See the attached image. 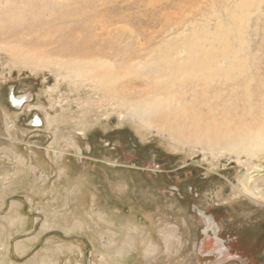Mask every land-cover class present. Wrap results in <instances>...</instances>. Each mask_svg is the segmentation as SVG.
I'll list each match as a JSON object with an SVG mask.
<instances>
[{
	"label": "rangeland",
	"instance_id": "obj_1",
	"mask_svg": "<svg viewBox=\"0 0 264 264\" xmlns=\"http://www.w3.org/2000/svg\"><path fill=\"white\" fill-rule=\"evenodd\" d=\"M239 2L0 3L24 20L12 31L5 22L0 27V216L21 203L18 220L30 219V228L0 232L7 245L0 247V264H250L247 243L227 241L243 228H222L220 218L264 223V203L241 194L248 168L264 167V151L222 153L216 143L215 155L206 144L256 135L264 122V5L260 16L250 11L244 27L250 48L239 53L250 58L252 113L248 81L201 82L184 91L135 88L152 78H130L127 61L128 54L142 52L146 61L154 49L165 51L183 30L215 31L219 18L240 49L238 26L228 16ZM156 96L167 111L151 118L141 102ZM13 97L23 99L19 107ZM173 127L202 142L185 141ZM253 186L264 191V178ZM256 229L262 244L251 264H264V230ZM152 244L157 253H147Z\"/></svg>",
	"mask_w": 264,
	"mask_h": 264
},
{
	"label": "bare ground",
	"instance_id": "obj_2",
	"mask_svg": "<svg viewBox=\"0 0 264 264\" xmlns=\"http://www.w3.org/2000/svg\"><path fill=\"white\" fill-rule=\"evenodd\" d=\"M3 1L1 0L0 3H3ZM262 5H264V0H240L239 4L236 5V10H228V16L232 21L235 20L237 24L236 26H238V33L236 34L238 36L237 38H235V40L237 39V42L240 45V49H236L233 47V45L231 44V41H233L231 39L232 37L230 38V35L233 31L232 29H227L225 26L226 23L224 25L221 18H219L215 31L211 30L210 25H208L207 28L204 29L203 32H201V35L200 33L198 34V32H196L197 30L193 31L190 34H187L185 30L178 33L174 39L172 38L167 41L165 45V51L160 53L157 52V50L155 49V52L154 50L152 51V53L154 52L159 54L158 56H155L156 58H154V53L152 54L150 52L147 53V55L145 54L146 58H148L146 61H143L144 54H142V52L133 53V55L128 54L130 57L127 59V61L128 63H130L131 66V75H129L130 78L137 80L138 78H146L148 76L152 78L150 79V81L146 80L145 82H139L137 84L134 83L132 87L136 88L152 84L153 86L158 87V89H160V87H163L167 91L176 90L178 88L184 91V88L186 86L194 84L198 85L201 82L205 83V85H213L216 84L215 82H217V84L220 82L229 85L237 81L245 80V82L247 83V79L250 77L251 74V69L249 67L250 58L248 54L240 56L239 53L242 54L243 50L250 48V43L247 41L248 39L246 40L247 37L245 34L247 28L244 29V27L248 24V16L251 14L250 11L254 10L255 14L260 16V14H262ZM237 10L241 11V15L237 13ZM15 12L14 9H12L11 11L10 9H5L4 11L0 8L1 28H3L4 22L6 24L4 28L8 26L10 27L11 31L13 28H15L14 24H23L22 22L24 20H20L21 15L19 13L15 15ZM173 30L175 29L173 28ZM236 35L234 37H236ZM205 43H207L206 45L208 46L205 47ZM250 79L252 78L250 77ZM250 79L248 81V84L246 85V90L248 95V104L250 106L248 111L249 113H252L253 106L251 103L253 95L250 89L252 83ZM126 81L128 82V80ZM123 89H127V85H123L122 90ZM144 95L145 92H138L137 97L142 98L144 97ZM12 100L14 105H16L15 107H19L23 102V99L19 97H13ZM163 101V96H156L152 99V101H148L145 99L141 102V104L150 108V117L152 118L156 117L160 112H164V110L167 111V109L163 107ZM122 109L125 108L123 107ZM148 124V126H151V124L153 123L150 121L148 122ZM257 126L258 128L256 135L251 134L247 136H241L238 139L228 138L222 141L207 140L208 143L206 145L209 147V150L213 154H215L216 151V143H221L223 144L222 153L227 151L237 155L246 154L249 157H255L259 152L264 151V122L258 123ZM171 132L174 135L176 134L181 136L185 141H193V144L195 143L194 145L202 142V140H200L198 136H188L187 133L185 136V133H183V130L180 127H173V130L171 129ZM179 142H182V140H180ZM80 156H82V153L80 154ZM238 162L242 163L241 160H239ZM67 169L69 170V173H71V168L67 166ZM248 170L251 172V176L249 181L243 184L241 194H243V196L245 195L253 198L259 204L264 203V191H262L263 189L258 188L257 186H253V184L257 182L259 177L264 178V167L262 166V164L259 163L252 165V167L250 166ZM76 226L77 225L75 224V227ZM158 249V246L152 244L149 247L147 253H157L159 251Z\"/></svg>",
	"mask_w": 264,
	"mask_h": 264
},
{
	"label": "flooded vegetation",
	"instance_id": "obj_3",
	"mask_svg": "<svg viewBox=\"0 0 264 264\" xmlns=\"http://www.w3.org/2000/svg\"><path fill=\"white\" fill-rule=\"evenodd\" d=\"M82 153V152H81ZM80 158L83 157L79 156ZM157 165L158 166H165L168 164L167 160L164 159H159V158H154ZM71 167V166H70ZM194 176L197 175V171L192 170ZM202 174V173H200ZM181 178H185V177H181ZM204 178V175H202L201 179ZM175 180V178H173ZM218 208L221 207L220 203H217ZM210 219H212L211 221L217 219V217L212 216ZM240 220H238L236 217L234 219H229V218H220V223H222V228H243L242 230L239 229L236 234L237 236H232L229 239H227L228 243H237V244H241L243 245L244 241L247 243V247H248V254H244L241 253L242 255L244 254L246 256V258L249 259L250 264L252 263L251 260H254V258H258L259 254H260V246H261V238H260V232L258 229L256 228H263L264 230V223L263 224H259V222L257 220L251 219L248 221H245L242 223H239ZM217 222V221H216ZM216 227V226H215ZM214 227V228H215ZM247 228V229H245ZM220 236V235H219ZM264 241V240H263ZM262 241V242H263ZM221 247V246H220ZM225 247H227L225 245ZM222 248H220L219 250H221ZM241 256V255H240Z\"/></svg>",
	"mask_w": 264,
	"mask_h": 264
},
{
	"label": "crops",
	"instance_id": "obj_4",
	"mask_svg": "<svg viewBox=\"0 0 264 264\" xmlns=\"http://www.w3.org/2000/svg\"><path fill=\"white\" fill-rule=\"evenodd\" d=\"M71 172H72V168H71ZM25 193L27 195L30 194V191H25ZM1 200H6V198H1ZM21 203H14L12 204V206L10 207L9 211L7 212V215H1L0 216V232H5V231H10L13 232L12 228H30L29 224H30V219L27 216H24V218H26L25 220H18V218L21 216V209H19L18 207L20 206ZM49 215V214H48ZM33 221V230H35V226L38 223L37 222V218H35ZM49 221L44 222V228H41V230H47L45 228H47V226L49 227ZM46 225V226H45ZM11 228V229H9ZM7 245L1 244L0 241V247H5ZM11 246V245H10Z\"/></svg>",
	"mask_w": 264,
	"mask_h": 264
}]
</instances>
